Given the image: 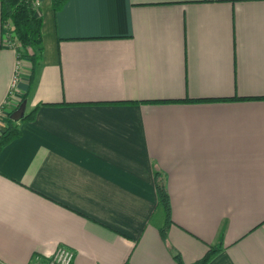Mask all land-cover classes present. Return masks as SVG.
I'll list each match as a JSON object with an SVG mask.
<instances>
[{
	"label": "crops",
	"instance_id": "obj_1",
	"mask_svg": "<svg viewBox=\"0 0 264 264\" xmlns=\"http://www.w3.org/2000/svg\"><path fill=\"white\" fill-rule=\"evenodd\" d=\"M37 1L32 72L0 12V105L19 61L0 132L36 107L0 150V263L62 244L70 264H192L211 245L206 264H264V0Z\"/></svg>",
	"mask_w": 264,
	"mask_h": 264
},
{
	"label": "trees",
	"instance_id": "obj_2",
	"mask_svg": "<svg viewBox=\"0 0 264 264\" xmlns=\"http://www.w3.org/2000/svg\"><path fill=\"white\" fill-rule=\"evenodd\" d=\"M65 1L66 0H51L53 10H58ZM0 3L1 21L3 24H9V29L19 42V47L16 49L17 59L19 60L22 57L29 58L32 72L34 64L38 62L43 52L41 34L42 18L36 15L34 0H0ZM23 99H21L20 102ZM35 111L36 107L24 114L18 121L8 119L7 124L0 132V150L6 143L19 136V121L31 120ZM154 179L157 205L161 208L165 217L164 224L160 228V235L164 238L166 230L172 222L169 196L166 190L164 177L158 170L155 171ZM220 249V245H211L206 253L192 264H206ZM173 257L180 263L181 259L179 253H174Z\"/></svg>",
	"mask_w": 264,
	"mask_h": 264
},
{
	"label": "built area",
	"instance_id": "obj_3",
	"mask_svg": "<svg viewBox=\"0 0 264 264\" xmlns=\"http://www.w3.org/2000/svg\"><path fill=\"white\" fill-rule=\"evenodd\" d=\"M38 1L34 0V5H37ZM10 44L15 47V43L11 42ZM19 69V61L15 64V72L11 78L10 86L8 89L7 97L3 100L0 105V120L3 116L6 115L5 106L8 105V100L10 99V95L12 94L13 89L15 88V84L17 81V71ZM1 124V121H0ZM74 252L71 248L66 245H58L55 250L52 252L50 256H42L41 254H33L30 257L29 264H70L73 259ZM1 264V263H0Z\"/></svg>",
	"mask_w": 264,
	"mask_h": 264
},
{
	"label": "water",
	"instance_id": "obj_4",
	"mask_svg": "<svg viewBox=\"0 0 264 264\" xmlns=\"http://www.w3.org/2000/svg\"><path fill=\"white\" fill-rule=\"evenodd\" d=\"M25 103L26 101L22 100L17 108L9 114V118L14 121H18L20 118H22L25 114Z\"/></svg>",
	"mask_w": 264,
	"mask_h": 264
},
{
	"label": "rangeland",
	"instance_id": "obj_5",
	"mask_svg": "<svg viewBox=\"0 0 264 264\" xmlns=\"http://www.w3.org/2000/svg\"><path fill=\"white\" fill-rule=\"evenodd\" d=\"M37 5H35V9H36ZM8 33H9L8 35H10L9 37H10L11 42L15 43L14 45H15V48L17 49L19 47V42L15 39L11 30H9Z\"/></svg>",
	"mask_w": 264,
	"mask_h": 264
}]
</instances>
